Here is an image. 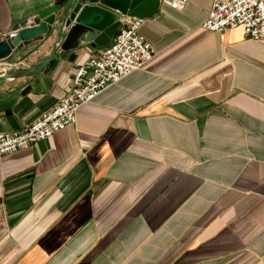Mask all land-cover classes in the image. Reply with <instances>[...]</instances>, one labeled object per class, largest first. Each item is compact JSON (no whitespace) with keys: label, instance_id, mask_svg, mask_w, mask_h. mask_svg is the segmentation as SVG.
Masks as SVG:
<instances>
[{"label":"crops","instance_id":"obj_1","mask_svg":"<svg viewBox=\"0 0 264 264\" xmlns=\"http://www.w3.org/2000/svg\"><path fill=\"white\" fill-rule=\"evenodd\" d=\"M211 1L159 2L137 28L145 63L0 155V264H264V40L202 26ZM63 2L0 0V39ZM50 44L18 43L0 71ZM101 48L57 47L0 81V131L51 107Z\"/></svg>","mask_w":264,"mask_h":264},{"label":"built area","instance_id":"obj_2","mask_svg":"<svg viewBox=\"0 0 264 264\" xmlns=\"http://www.w3.org/2000/svg\"><path fill=\"white\" fill-rule=\"evenodd\" d=\"M188 0H159L180 9ZM141 18L121 14L120 26L97 55L75 67L71 88L51 107L20 129L0 131V155L25 147L66 124L73 123L77 107L92 99L106 85L139 68L152 55L148 42L138 33ZM210 30L240 26L243 35L264 40V0H212L201 21ZM16 29L8 30L11 37ZM15 66L14 62L9 64Z\"/></svg>","mask_w":264,"mask_h":264},{"label":"water","instance_id":"obj_3","mask_svg":"<svg viewBox=\"0 0 264 264\" xmlns=\"http://www.w3.org/2000/svg\"><path fill=\"white\" fill-rule=\"evenodd\" d=\"M159 0H64L50 4L37 12L34 24L18 27L15 33L0 39V59L7 57L13 46L26 43L35 35H51L50 49L25 66H11L0 71V81L6 77L27 76L44 68L55 50L89 43L103 47L120 26L121 14L139 18L154 13Z\"/></svg>","mask_w":264,"mask_h":264}]
</instances>
